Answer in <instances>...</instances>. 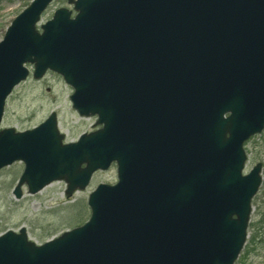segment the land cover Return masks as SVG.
<instances>
[{
	"label": "water",
	"instance_id": "95a60500",
	"mask_svg": "<svg viewBox=\"0 0 264 264\" xmlns=\"http://www.w3.org/2000/svg\"><path fill=\"white\" fill-rule=\"evenodd\" d=\"M33 0L0 41V126L13 89L60 74L73 108L97 118L66 141L56 111L0 127V170L23 161L14 195L55 181L66 197L99 170L90 217L43 244L0 234V264H234L263 164L244 144L264 129V0Z\"/></svg>",
	"mask_w": 264,
	"mask_h": 264
},
{
	"label": "rangeland",
	"instance_id": "374dc122",
	"mask_svg": "<svg viewBox=\"0 0 264 264\" xmlns=\"http://www.w3.org/2000/svg\"><path fill=\"white\" fill-rule=\"evenodd\" d=\"M31 1L0 0V41L12 21ZM61 7L73 8L68 0H54L43 14L41 23L50 20ZM28 67L30 76L7 98L2 128L33 129L56 111L67 142L76 141L83 133L94 130L97 118L78 114L70 100L73 89L61 75L49 71L44 78L37 80L32 76L33 66L29 64ZM245 150L248 155L245 173L262 162V183L252 201L247 241L234 264H264V130L245 143ZM24 166L23 161H17L0 170V234L25 227L28 237L37 244L82 225L90 216V193L100 183L113 184L118 180L117 165L113 163L109 169L97 171L89 186L76 192L71 199L66 197L67 183L63 180L53 182L36 194H30L24 188L23 197L17 199L13 189Z\"/></svg>",
	"mask_w": 264,
	"mask_h": 264
},
{
	"label": "trees",
	"instance_id": "16d2710c",
	"mask_svg": "<svg viewBox=\"0 0 264 264\" xmlns=\"http://www.w3.org/2000/svg\"><path fill=\"white\" fill-rule=\"evenodd\" d=\"M253 241H255V237H254Z\"/></svg>",
	"mask_w": 264,
	"mask_h": 264
}]
</instances>
